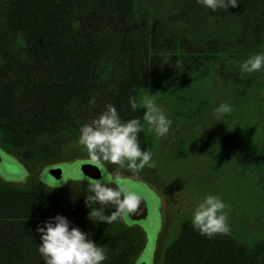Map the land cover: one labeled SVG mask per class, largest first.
<instances>
[{
  "label": "trees",
  "instance_id": "trees-1",
  "mask_svg": "<svg viewBox=\"0 0 264 264\" xmlns=\"http://www.w3.org/2000/svg\"><path fill=\"white\" fill-rule=\"evenodd\" d=\"M261 53L264 0H238V7L215 12L197 0H0V151L29 178L20 185L0 177V264H44L36 227L57 214L106 246L102 264L135 263L142 232L120 219L90 220L88 184L51 190L39 172L88 161L79 129L109 103L122 121L140 119L141 150L152 153L145 109L133 110L130 98L139 105L149 95L157 103L165 85L183 92L182 101H166L165 115L180 116L175 127L184 124L181 109L191 93L203 87L212 107L231 106L216 120L227 125L223 137L239 147L227 176L264 190V66L251 74L240 70ZM75 149L80 154L70 155ZM160 264H264V235L250 245L231 233L208 238L185 221Z\"/></svg>",
  "mask_w": 264,
  "mask_h": 264
},
{
  "label": "rangeland",
  "instance_id": "rangeland-1",
  "mask_svg": "<svg viewBox=\"0 0 264 264\" xmlns=\"http://www.w3.org/2000/svg\"><path fill=\"white\" fill-rule=\"evenodd\" d=\"M207 90L208 87H203L197 93L190 90L192 96L189 100L192 102L181 109L185 116L181 119L183 125L175 127L179 115L176 121L166 115L172 121L169 133L158 139L154 132H150L155 141L152 161L156 167L146 165L135 174L126 167L104 165L106 180L117 179L143 199L138 215L120 219L127 228L143 233V248L134 264H141L142 260L148 264H160L164 249L178 235L181 224L191 222L198 202L208 194L219 196L229 206L225 211L228 213L230 233L236 241L250 245L264 235V190H255L256 184L252 180L244 179L240 184V177L236 179L234 176L232 182L229 180L239 147L223 137L222 131L227 125L216 121L213 114L216 107L211 106L214 99L206 95ZM181 93L177 87L171 89L165 85L158 100L163 99L157 104L167 113L166 101H182ZM184 93V96L190 95L187 91ZM211 116L215 120H210ZM71 154L80 153L75 149L70 151ZM91 166L93 164L89 160L67 161L45 167L39 172V179L51 190H74L72 185L88 184L93 178L87 171ZM57 170L62 171L59 181L56 178ZM0 177L20 185L29 179L23 173L21 164L5 156L2 151Z\"/></svg>",
  "mask_w": 264,
  "mask_h": 264
},
{
  "label": "clouds",
  "instance_id": "clouds-1",
  "mask_svg": "<svg viewBox=\"0 0 264 264\" xmlns=\"http://www.w3.org/2000/svg\"><path fill=\"white\" fill-rule=\"evenodd\" d=\"M208 9L215 12L217 9H229L238 7V0H197ZM171 60V54L165 56V64ZM264 66V53L256 54L244 61L240 70L242 73H253ZM95 106V97L89 101ZM133 110L142 106L145 109L143 120L147 123L148 131L154 132L156 137H165L170 130L172 121L168 119L162 107L154 97L144 95L138 105L134 98H130ZM230 105L220 104L214 115L220 120L225 114H230ZM143 130L140 119L122 121L117 109L112 104H106L105 110L91 121L82 125L79 129L78 143L84 146L90 162L101 172L100 179L88 181V192L85 205L91 210L88 218L92 221L111 224L121 218L138 215L143 200L130 187L118 182L117 179L106 180L104 163L119 165L138 174L146 165L154 168L152 153L141 150L138 133ZM43 178V177H42ZM116 185L115 187L110 186ZM99 205V207H96ZM114 207L110 215L105 214V209ZM229 206L222 199L213 194H208L195 207L191 224L200 235L213 238L216 235L230 234L228 213ZM71 221L57 214L36 227L40 234L41 243L38 251L44 264H102L107 258L106 246H97L88 235L78 227H71Z\"/></svg>",
  "mask_w": 264,
  "mask_h": 264
},
{
  "label": "water",
  "instance_id": "water-1",
  "mask_svg": "<svg viewBox=\"0 0 264 264\" xmlns=\"http://www.w3.org/2000/svg\"><path fill=\"white\" fill-rule=\"evenodd\" d=\"M87 171L93 176L94 179H100V170L95 165L89 167ZM56 175L58 176V177H56L57 181H59L58 179L61 178L62 171L61 170H57L56 171Z\"/></svg>",
  "mask_w": 264,
  "mask_h": 264
},
{
  "label": "snow or ice",
  "instance_id": "snow-or-ice-1",
  "mask_svg": "<svg viewBox=\"0 0 264 264\" xmlns=\"http://www.w3.org/2000/svg\"><path fill=\"white\" fill-rule=\"evenodd\" d=\"M141 264H148V262L146 260H142Z\"/></svg>",
  "mask_w": 264,
  "mask_h": 264
},
{
  "label": "crops",
  "instance_id": "crops-1",
  "mask_svg": "<svg viewBox=\"0 0 264 264\" xmlns=\"http://www.w3.org/2000/svg\"><path fill=\"white\" fill-rule=\"evenodd\" d=\"M51 188V187H50ZM54 188V187H53Z\"/></svg>",
  "mask_w": 264,
  "mask_h": 264
}]
</instances>
